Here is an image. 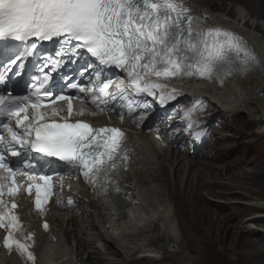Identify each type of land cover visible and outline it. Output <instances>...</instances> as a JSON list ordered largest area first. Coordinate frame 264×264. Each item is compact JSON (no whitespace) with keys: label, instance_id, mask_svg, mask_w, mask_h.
Returning <instances> with one entry per match:
<instances>
[{"label":"snow or ice","instance_id":"obj_1","mask_svg":"<svg viewBox=\"0 0 264 264\" xmlns=\"http://www.w3.org/2000/svg\"><path fill=\"white\" fill-rule=\"evenodd\" d=\"M206 19L195 14L181 0H0V55H4V49L10 47V41L62 38L73 55L79 49H85L99 64L120 68L127 74L128 88L133 92L156 95L160 90L159 98L163 103L172 97L164 95L163 90L167 85L160 83V79L195 76L216 79L223 85L227 77L246 74L264 63L241 36L209 26ZM36 47L35 43H31L24 49L23 55H30ZM9 55L11 63L22 59L19 52ZM54 63L58 64L59 61ZM96 78L99 79V74ZM3 79V74H0V80ZM48 80L49 74L38 79L28 95H0V117H7V121H0V127L8 133L7 138L0 135V146H3L0 149V170L8 173L9 179L20 171V164L26 163L27 168L36 172L29 157V153L35 151L48 157H58L71 168L80 169L90 184L95 186L99 183L101 188L106 189L114 183L121 163L129 158L125 134L118 128L94 129L83 122L49 123L40 111L43 107L41 90H44L45 96L51 95V90L45 88ZM111 83L110 80L101 83L99 93L111 95L107 91ZM72 87L77 85L73 84ZM116 87L120 98L131 107L132 100L127 95V89L119 84ZM80 91L84 92L85 89L80 88ZM59 99L66 97L60 96ZM97 99L99 97L94 95L93 103ZM30 109L34 113L31 119ZM72 111L73 105L69 99V115ZM192 111L185 115L190 117ZM52 115L56 116L57 113L53 112ZM12 120H15V125L11 123ZM17 128H22V132ZM16 145L23 152L18 151ZM5 152L21 157L15 171L9 166ZM40 171H43V166ZM35 178L28 175L29 180ZM38 179L44 181L46 194L42 200L41 186L34 185L35 207L43 211L42 203L48 200L51 177L41 175ZM3 187L0 184V190ZM31 190L30 186L29 193ZM116 191H119V187ZM8 194H14L12 187H9ZM6 207L0 199V227L8 229L4 239L5 248L10 252L14 250L26 261L35 264L36 256L30 243L32 234L17 235L18 231H22L19 218L11 209L4 211ZM11 207L15 208L16 204L13 203ZM43 227L46 230L49 228L47 222Z\"/></svg>","mask_w":264,"mask_h":264},{"label":"bare ground","instance_id":"obj_2","mask_svg":"<svg viewBox=\"0 0 264 264\" xmlns=\"http://www.w3.org/2000/svg\"><path fill=\"white\" fill-rule=\"evenodd\" d=\"M234 1L241 7L236 5L230 10L234 15L227 17L225 15L229 16L228 13L220 14L215 11L217 8L215 0H181L186 7L198 11L199 16L206 17L205 22L209 26L241 36L247 46L264 62V24L262 23L264 0ZM172 85L177 94L191 97L183 104L198 100L207 102V106L212 102L220 107H227L228 116L237 112L264 115V63L257 65L246 74H237L229 82L225 81L222 86L203 80L187 79L179 80ZM208 111L205 113L207 114ZM213 124V121L208 122L200 129L202 132L205 129L210 130ZM260 131L264 132V125ZM183 135L179 133L172 140H168L167 146H164L163 142L155 139L150 131L138 134L137 139L129 132L131 144H128V148L132 152L124 163L127 165H122L124 169H121L120 175L128 188L134 190L127 204L124 199L114 194L112 188L103 189L100 196H92L87 190L93 187L92 185L71 184L72 180L66 177L60 178L59 183L69 188H76L77 192L74 195L76 202L71 208H58L52 204L47 215L38 218L33 212L32 193L23 192L8 198L16 204V211L20 213L22 219H25L27 227L37 235L35 264H100L97 247H101L99 243H95L99 240H102L103 247L113 246L114 255L123 254L130 261L128 264L140 260L159 262L165 259V253L168 254V251L176 256L181 252L183 241L190 253L197 252L196 244L203 243L202 261H196L195 264H204L207 259L213 261L214 255L219 257L218 259L222 258L225 255L224 251L216 250L219 244L228 249L233 243L252 246L255 242L264 243V234L260 229L247 225L248 221L264 223V203L246 202V209H258V212L250 215L245 222H239L240 218L231 215L229 210L223 209V206H219L217 202L213 208L206 209L208 216L206 220L199 218L204 211L206 201L212 198L211 196L253 197L256 192L246 186L247 181L262 174V171H249L244 166L235 171L234 169L243 163L244 159H234L224 165L202 161L207 167L197 171L194 167L199 162H196L192 154L199 146H191L188 149L182 147ZM207 145L208 143L202 148L205 156L217 159L214 151L208 153L209 150L205 149ZM210 170L215 174L209 177ZM225 171L231 173L228 179L235 175L233 178L236 177L239 182L237 179V181L231 179L230 182L221 180L224 179ZM186 201L189 202L188 210L185 205H181ZM191 207L192 212H190ZM182 208L197 216L196 221L199 224L195 233L188 234L183 228L180 219ZM59 209L64 212L58 214ZM108 213L112 215L109 219ZM45 222L49 225L47 230L43 227ZM208 225L211 228L210 232L207 230ZM200 233L202 240L199 239ZM3 235L4 232L1 231L0 264H19L5 261L6 251L1 247ZM251 235H259L260 238L252 240L249 237ZM161 236L166 238L167 244L155 241L156 237ZM171 245H176V249H171ZM86 253L89 260L85 258ZM113 256L102 264H113L115 260ZM92 257L96 259L91 260ZM170 264L176 263L173 260Z\"/></svg>","mask_w":264,"mask_h":264},{"label":"rangeland","instance_id":"obj_3","mask_svg":"<svg viewBox=\"0 0 264 264\" xmlns=\"http://www.w3.org/2000/svg\"><path fill=\"white\" fill-rule=\"evenodd\" d=\"M235 2L236 1L234 0H215V5L217 6L215 11L220 14L228 13L229 16H225L230 17V15H234L232 12H230V10H233L236 5L241 7L239 3ZM262 23L264 24V20L262 21ZM210 106L214 107V109H212L213 114L216 112L217 113L215 114V117L212 120L214 124L209 130V134L205 140V143L202 144L194 154H192L196 159V162H199V164L196 163L197 166L195 165L194 168L197 171L200 170V168L205 169L207 165L202 163V161L215 162L217 164L224 165L228 161H234V159H244L246 162L244 161L243 163L237 165L238 167L234 169L235 171H237L239 167L244 166V168L246 167L247 169H249V171H262V174H258L253 178L248 179L247 181L246 186L256 192L253 197L238 198L235 195H233V197L220 195L211 196L212 198H209V200L206 201L204 211L199 216V218L202 220H206L208 217L206 215V209L213 208V205L217 202L219 206H223V209L229 210L231 215L240 218L239 222H245L247 221L250 215L258 212V209H246V202L253 201L264 203V132L260 131L264 125V115H256L255 113L254 115H252L251 113L247 112H237L234 115L228 116L227 113H229V109L227 107H220L212 102L210 103ZM207 143L208 147L206 146L205 149L209 150L208 153L214 151L217 155V159H212L211 157L208 158L205 156L204 152L202 151V148ZM188 148L185 147V149ZM182 151L184 150H181V152ZM210 172L211 173H209V177L210 175L215 174L212 170H210ZM240 172L242 173V170ZM230 174V171H225L223 175L224 179L221 180L225 182H230L231 179H237L236 177L233 178L235 175L232 176L231 179H228ZM251 183L254 184L251 185ZM188 203L189 202L186 201L185 204L181 205H185L184 207H186L188 210ZM221 207H218V209L222 210ZM187 210L183 208L180 209L182 217L180 219L182 221V226L186 230V232L188 234H192L196 232L199 223L196 221L197 216L195 217L194 213L190 214V212H192L193 210L192 207L190 212ZM247 225H249L250 227L255 226L259 228L260 232L264 234V223L259 221H248ZM207 230L209 232L211 231L210 225L207 226ZM198 235L199 239L202 240V234L200 233ZM249 237L252 240H259L260 238L259 235H251ZM165 240L166 238L164 236L155 238V241L167 244ZM95 243H99V246L101 247H97L99 252L97 258L98 260H100V264H102L103 261H109V257L114 255L113 246H107L104 244L103 245L107 247L101 246L102 240H99ZM92 245H94V243ZM175 246L176 245H171L170 248L175 250ZM181 246V252L177 253L176 256L168 251V254L165 253V259H163L162 261L154 262L150 260H140L134 261L133 264H170L173 260L176 264H195L196 261H202L203 253L201 254V252L203 251L202 248L204 247L203 243L199 242V244H196L198 250L197 252L194 251L192 253L188 251V247L186 246L184 241ZM216 250L219 252L223 250L225 255H223V257L220 259H218L219 257H217L216 255H214L212 258L213 261L207 259V261H204V264H264V243L255 242L253 246L245 244L236 245L235 243H233L228 249H225L223 245L219 244ZM87 255L88 254L86 253L85 258L86 260H89V257ZM113 257H115V260L113 261L114 263L112 262L113 264H128L130 262L125 258L123 254H116ZM94 259L92 257L91 260Z\"/></svg>","mask_w":264,"mask_h":264},{"label":"clouds","instance_id":"obj_4","mask_svg":"<svg viewBox=\"0 0 264 264\" xmlns=\"http://www.w3.org/2000/svg\"><path fill=\"white\" fill-rule=\"evenodd\" d=\"M192 9V8H190ZM193 10V9H192ZM195 13L198 14V11L193 10ZM199 15V14H198ZM236 75L229 76L225 79V81H230L233 78H235ZM182 79H187L191 81H205L209 83H214L218 84L219 86H222L219 80L213 79V80H208L200 77H180V78H174L170 81H165L164 84L167 85V87L163 91H167L171 96H173V99H166L163 103H159L155 100V102L151 103L149 102L150 100H147L148 94L146 95H140L137 97L130 96L129 99L132 100V103L134 99L138 101V104L133 105L129 107L128 102H127V107H128V112L127 117L130 119L127 120V124L125 123H119L116 122L115 124H118L120 127H123L125 132H126V151L127 155L130 158V153L132 152L131 149L128 148V144H131L130 142V137H129V132L132 133L135 139H137L138 134L144 133L145 131H150V133L153 135L155 139L158 141H162L164 146L168 145V140H172L176 135L179 133H183L182 141L183 143L181 144L182 147H195V146H201L203 142L206 140L209 134V129H205L204 132L200 129L201 127H204V124L212 122V120L215 117V114L212 112V109H214L213 106H207V102L203 101H198V100H192L190 104H183L185 100H187L189 97L188 95H179L177 94L176 90L173 92V85L179 80ZM224 85V83H223ZM160 96V95H158ZM199 103L198 107H195L194 103L195 102ZM175 108L174 113L177 114H170L166 113L169 109ZM189 110H193L191 112L190 117H187L185 115L186 112H189ZM208 111L206 114L205 112ZM191 125V126H189ZM183 126H185L189 132L186 133L183 131ZM124 132V131H122ZM197 133H199V136H197ZM202 137V138H200ZM201 140V141H198ZM198 143V144H197ZM128 158V159H129ZM127 159V160H128ZM127 160H124L120 166H122ZM124 165H127L124 164ZM123 165V166H124ZM120 167L119 169V174L117 177L114 178V183L108 186L109 188H112L114 191V194L117 196H120L121 199H124L126 204L129 202V197L134 193L133 189H129L127 183L123 182L120 178V175L122 174L121 169H124ZM59 172L64 175H66L67 179L72 180L71 184H78V185H84V184H90L86 179L80 178L79 175H82V172L78 168H71L68 164H63ZM59 176L58 178L62 177ZM58 187L56 191L55 197H58L57 199H54L53 202H48L45 204H42V209L43 211H39L35 207V202H34V213H36V216L38 218H43L45 215L50 210V207L52 204L60 207H67L71 208L75 202V194L76 188H69L63 183H59V180L57 181ZM93 187L87 189L86 187L84 188L85 190L87 189L92 196H100L101 191L104 188L100 187V184L97 183V185H92ZM119 187V191H116V188ZM83 188V187H82ZM35 196V195H34ZM71 201V202H70ZM64 211H61L60 209L57 211L58 214H61ZM75 213V212H73ZM20 214V213H18ZM112 215L110 213L107 214V218H111ZM116 217V216H113ZM23 223L24 226L26 225L25 219L23 218ZM27 227V225H26ZM29 233H33L35 235V238L30 241L32 244V251L35 253L36 248H37V241H36V233L29 227ZM3 230H0V232ZM4 236V235H3ZM1 236V247L3 250L6 251L5 253V261L10 262V263H19V264H31V262L26 261L23 257L19 256L14 250L9 251L8 249L5 248L4 246V238ZM8 250V251H7Z\"/></svg>","mask_w":264,"mask_h":264}]
</instances>
